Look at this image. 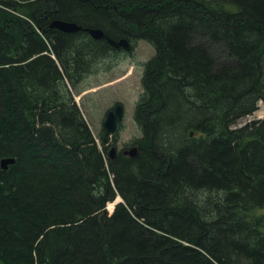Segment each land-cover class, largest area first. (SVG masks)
<instances>
[{"label": "trees", "instance_id": "1", "mask_svg": "<svg viewBox=\"0 0 264 264\" xmlns=\"http://www.w3.org/2000/svg\"><path fill=\"white\" fill-rule=\"evenodd\" d=\"M57 18L154 46L135 157L70 90L118 48ZM260 100L264 0H0V264H264Z\"/></svg>", "mask_w": 264, "mask_h": 264}, {"label": "rangeland", "instance_id": "2", "mask_svg": "<svg viewBox=\"0 0 264 264\" xmlns=\"http://www.w3.org/2000/svg\"><path fill=\"white\" fill-rule=\"evenodd\" d=\"M85 69L77 85L70 86L73 98L100 147L103 121L108 110L117 102L124 106V115L118 128L108 138L109 149L116 153L130 148L142 137V131L134 118L137 102L143 92V75L146 62L155 54L154 46L145 39L132 40V48L113 49L104 53ZM264 118V101L257 103L251 113L239 118L234 126H243L254 119ZM120 200V196L117 197ZM107 204L111 213L114 203ZM264 214V209L258 211Z\"/></svg>", "mask_w": 264, "mask_h": 264}, {"label": "water", "instance_id": "3", "mask_svg": "<svg viewBox=\"0 0 264 264\" xmlns=\"http://www.w3.org/2000/svg\"><path fill=\"white\" fill-rule=\"evenodd\" d=\"M49 27H55L61 29L66 32H75L79 30H86L89 32L90 36L95 39H101L106 36L105 31L102 28L98 27H84L83 25L75 22L68 21L64 19H53L49 24ZM108 42L111 46L116 48H123L125 50L131 49V41L127 37H122L118 40L113 39L110 36H106ZM124 106L122 103H117L113 108L109 109L106 113L105 119L103 121V139L106 140L108 135L115 132L118 127V121L123 117ZM139 145H133L130 148H126L123 150V154L135 157L138 153ZM109 154L111 157H114L116 154V147L112 146L109 149ZM15 158L13 157H5L0 160V164L3 168H7L9 163H13ZM117 202V201H116ZM107 210V209H106Z\"/></svg>", "mask_w": 264, "mask_h": 264}, {"label": "bare ground", "instance_id": "4", "mask_svg": "<svg viewBox=\"0 0 264 264\" xmlns=\"http://www.w3.org/2000/svg\"><path fill=\"white\" fill-rule=\"evenodd\" d=\"M113 39H114V38H113ZM115 40H116V39H115ZM118 49H122V48H118ZM123 115H124V111H123ZM122 118H123V117H122ZM121 120H122V119H120L118 122H120ZM103 129H104V128H103ZM111 134H112V133H111ZM111 134L108 135V138L110 137ZM102 135H103V131H102ZM108 138H107L105 141H106V144L109 146V142H108L109 139H108ZM103 140H104V139H103ZM108 151H109V150H108ZM115 155H116V154H115ZM109 156H110V154H109ZM110 157H111V156H110ZM112 204H113V203H112Z\"/></svg>", "mask_w": 264, "mask_h": 264}, {"label": "flooded vegetation", "instance_id": "5", "mask_svg": "<svg viewBox=\"0 0 264 264\" xmlns=\"http://www.w3.org/2000/svg\"><path fill=\"white\" fill-rule=\"evenodd\" d=\"M120 50V49H119ZM117 103H119V102H117Z\"/></svg>", "mask_w": 264, "mask_h": 264}]
</instances>
